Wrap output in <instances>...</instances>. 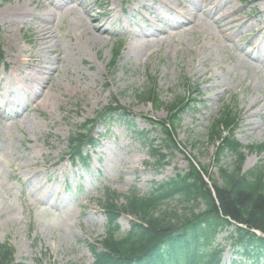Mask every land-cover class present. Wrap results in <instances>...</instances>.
Returning a JSON list of instances; mask_svg holds the SVG:
<instances>
[{
  "label": "rangeland",
  "instance_id": "obj_1",
  "mask_svg": "<svg viewBox=\"0 0 264 264\" xmlns=\"http://www.w3.org/2000/svg\"><path fill=\"white\" fill-rule=\"evenodd\" d=\"M50 1L41 7L34 0H0V87L16 93L8 100L0 89V245L8 243L19 264H92L89 245L99 246L105 232V189L146 194L154 183L187 170L191 158L216 176L217 150L205 129L223 106L238 118L234 138L241 146L264 144V15H257L262 5L255 0ZM182 4L189 9L188 25L174 14ZM15 6L40 16L41 23L12 21L6 11ZM33 23L49 28L61 53L58 70L47 64L60 90L47 104L40 85L28 84L11 67L18 48L33 51ZM39 53L49 58V51ZM149 89L163 104L159 109L137 97ZM185 99L191 102L180 112L175 135L180 148L158 168L148 149L161 136L149 122L167 121L169 109ZM108 106L124 109L127 118L99 122L88 163L71 161V130ZM231 162L227 153L221 164ZM260 162L262 155L245 152L242 171ZM129 220L118 218L121 232ZM230 231L217 236L225 250L221 264L234 259Z\"/></svg>",
  "mask_w": 264,
  "mask_h": 264
},
{
  "label": "trees",
  "instance_id": "obj_2",
  "mask_svg": "<svg viewBox=\"0 0 264 264\" xmlns=\"http://www.w3.org/2000/svg\"><path fill=\"white\" fill-rule=\"evenodd\" d=\"M153 91L139 92L137 97L150 100L155 108H160L162 103ZM188 103L183 100L172 108L166 122L151 125L162 136L160 147L151 150L158 167L166 163L163 152L179 149L175 133L180 112ZM103 113L107 116L110 112ZM105 116L99 113L97 118ZM236 122V114L224 106L205 129V138L217 147L216 177L204 167L189 162L187 172L156 183L146 195L132 189L119 202V196L106 190L105 236L102 251L90 246L95 258L93 264H220L223 249L218 247L216 236L230 227L229 238L235 252L242 257L234 264L241 261L264 264V144L241 146L234 138ZM93 126L94 121L86 122L69 135L67 150L72 159L79 160L86 154L84 149L92 147ZM244 150L262 155L263 159L247 172L242 171ZM227 153L232 157L230 166L221 164ZM121 214L134 219L125 233H120L117 224ZM0 264H14L6 245H0Z\"/></svg>",
  "mask_w": 264,
  "mask_h": 264
},
{
  "label": "bare ground",
  "instance_id": "obj_3",
  "mask_svg": "<svg viewBox=\"0 0 264 264\" xmlns=\"http://www.w3.org/2000/svg\"><path fill=\"white\" fill-rule=\"evenodd\" d=\"M211 3V0H204V2ZM258 4H260L261 8L258 10L257 15H264V0H257ZM35 5L37 6H41V7H46L49 6L51 1L50 0H34ZM159 5H161V3H158ZM217 2H215V4L213 6H211L212 11H215V7H216ZM53 5V4H52ZM162 6H164L162 4ZM54 7H56L54 5ZM181 10L182 11H174V14L176 16L182 17L186 20V25L189 24V22L191 21V16L189 15V9L188 6L186 4H182L180 5ZM202 16L207 17L208 15H211V12L209 11L208 14L206 12H201ZM6 16L10 19H12V21H17V20H22L24 21L26 18H30L31 20H33L35 23H41L42 18L40 16L34 15L32 13H30L29 11L21 8L20 6L17 7H13L12 9H9L6 11ZM160 22L162 21L163 23H168L170 22L169 19H162L163 17H161L160 15L156 16ZM142 20L145 21V19L142 17ZM213 22H217L218 25H220L222 28L225 26L224 23L221 22V19H217V20H213ZM33 23L32 24V30L34 32V34L36 35L35 37V42L33 44V51H25L22 49H19L12 53V55L14 56V60L12 61V70L13 73H15V71L18 72V76H21L22 79L28 80V84H37L40 85L39 88V92L38 93H42V102L44 104H47L49 99H55L59 93V87L55 84L52 83L51 81V76L49 73H46V70H49L50 68L47 67V64L50 65V67H53L54 71L59 69V65H60V58H61V53L59 51H56L52 45V33L49 30L48 27H39L36 26V24ZM149 26V25H148ZM87 31V30H86ZM101 32V31H100ZM99 32V34H100ZM102 34V32H101ZM159 34V33H157ZM158 36V35H157ZM94 38H96L94 36ZM98 40V39H97ZM6 42H8L9 44L12 45V36H9L6 39ZM50 44V45H48ZM16 50V48H15ZM47 50L49 51V58L45 59L44 57H42V55L39 53L41 51ZM38 54V57H34V55ZM1 86H4L3 83H1ZM0 89L2 90V94L1 95H6L5 98H12L13 101L15 100V91L6 93V91L3 90L2 87H0ZM50 92L49 94H44V92ZM36 93H34V97H35ZM3 97V96H2ZM17 100V99H16ZM23 113H18V115L15 117L16 119H21ZM44 172H46V169L44 170ZM37 171H35L33 173V175H37ZM30 178V174L27 175L26 181L28 182Z\"/></svg>",
  "mask_w": 264,
  "mask_h": 264
}]
</instances>
